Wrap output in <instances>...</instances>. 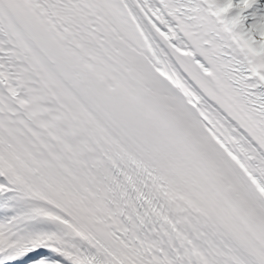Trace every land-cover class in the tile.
<instances>
[{
  "label": "snow or ice",
  "instance_id": "6c2138e0",
  "mask_svg": "<svg viewBox=\"0 0 264 264\" xmlns=\"http://www.w3.org/2000/svg\"><path fill=\"white\" fill-rule=\"evenodd\" d=\"M0 264H264V0H0Z\"/></svg>",
  "mask_w": 264,
  "mask_h": 264
}]
</instances>
